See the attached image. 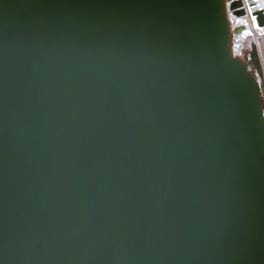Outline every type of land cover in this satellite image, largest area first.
<instances>
[{
	"label": "water",
	"instance_id": "1",
	"mask_svg": "<svg viewBox=\"0 0 264 264\" xmlns=\"http://www.w3.org/2000/svg\"><path fill=\"white\" fill-rule=\"evenodd\" d=\"M245 1L0 0V264H264Z\"/></svg>",
	"mask_w": 264,
	"mask_h": 264
},
{
	"label": "trees",
	"instance_id": "2",
	"mask_svg": "<svg viewBox=\"0 0 264 264\" xmlns=\"http://www.w3.org/2000/svg\"><path fill=\"white\" fill-rule=\"evenodd\" d=\"M249 37L250 36H246L245 38L251 39ZM238 44L240 50L239 56L243 57L247 63L249 71L259 82L262 92V107L264 111V34L258 36L256 43L252 42L249 45H243V43L240 42Z\"/></svg>",
	"mask_w": 264,
	"mask_h": 264
},
{
	"label": "rangeland",
	"instance_id": "3",
	"mask_svg": "<svg viewBox=\"0 0 264 264\" xmlns=\"http://www.w3.org/2000/svg\"><path fill=\"white\" fill-rule=\"evenodd\" d=\"M241 25L243 24V25H249L250 26V22H249V19H248V17L246 16V17H244L243 18V20H242V22L240 23ZM263 30H264V28H263ZM262 30V31H263ZM260 31H261V29H260ZM262 34H264V32H258L257 34H255V35H252V36H250L249 38H251V39H248V38H245V37H243L242 38V41H238V42H236V43H243V45H249V44H251L252 42H255L256 43V41H257V39H258V36L259 35H262ZM233 52L235 53V46L233 47ZM263 61H264V55H263Z\"/></svg>",
	"mask_w": 264,
	"mask_h": 264
},
{
	"label": "built area",
	"instance_id": "4",
	"mask_svg": "<svg viewBox=\"0 0 264 264\" xmlns=\"http://www.w3.org/2000/svg\"><path fill=\"white\" fill-rule=\"evenodd\" d=\"M244 3L246 4V1L243 0ZM247 17L249 19V22H250V28H251V31L253 33V35L257 34L258 32H260V29L257 24H256V21L255 19H253V17L250 15V13L247 14Z\"/></svg>",
	"mask_w": 264,
	"mask_h": 264
},
{
	"label": "crops",
	"instance_id": "5",
	"mask_svg": "<svg viewBox=\"0 0 264 264\" xmlns=\"http://www.w3.org/2000/svg\"><path fill=\"white\" fill-rule=\"evenodd\" d=\"M262 30H263V29H261L260 33H261V32H264V30H263V31H262Z\"/></svg>",
	"mask_w": 264,
	"mask_h": 264
},
{
	"label": "snow or ice",
	"instance_id": "6",
	"mask_svg": "<svg viewBox=\"0 0 264 264\" xmlns=\"http://www.w3.org/2000/svg\"><path fill=\"white\" fill-rule=\"evenodd\" d=\"M253 19H255V17H253Z\"/></svg>",
	"mask_w": 264,
	"mask_h": 264
}]
</instances>
